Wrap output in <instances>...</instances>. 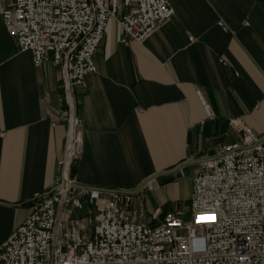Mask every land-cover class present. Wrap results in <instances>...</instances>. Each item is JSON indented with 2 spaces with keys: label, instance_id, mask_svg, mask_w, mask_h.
Returning <instances> with one entry per match:
<instances>
[{
  "label": "crops",
  "instance_id": "obj_1",
  "mask_svg": "<svg viewBox=\"0 0 264 264\" xmlns=\"http://www.w3.org/2000/svg\"><path fill=\"white\" fill-rule=\"evenodd\" d=\"M169 2L173 17L142 43H122L117 21L108 22L97 71L73 96L84 123L77 183L131 191L185 160L214 158L240 139L232 120L264 137V0ZM33 55L0 14V243L34 198L54 189L70 129L50 118L69 108L60 68L36 67ZM200 167L160 176L135 195L157 214L170 202L152 225L183 210L179 180L192 169L191 196Z\"/></svg>",
  "mask_w": 264,
  "mask_h": 264
},
{
  "label": "built area",
  "instance_id": "obj_2",
  "mask_svg": "<svg viewBox=\"0 0 264 264\" xmlns=\"http://www.w3.org/2000/svg\"><path fill=\"white\" fill-rule=\"evenodd\" d=\"M0 14L36 67L60 68L69 108L50 118L70 128L54 189L0 243V264H264V140L241 121H231L240 139L194 175L188 220L178 211L148 224L135 195L74 187L84 123L73 96L97 71L108 22L117 21L122 43H142L173 17L169 0H0Z\"/></svg>",
  "mask_w": 264,
  "mask_h": 264
},
{
  "label": "water",
  "instance_id": "obj_3",
  "mask_svg": "<svg viewBox=\"0 0 264 264\" xmlns=\"http://www.w3.org/2000/svg\"><path fill=\"white\" fill-rule=\"evenodd\" d=\"M262 140H264V137L262 138ZM206 160H208V159H188V160H185V161L181 162L180 164H178L177 166H175L171 169L163 170V171H160V172H157V173L151 175L146 180H144L135 190H131V191L112 189V188L85 186V185L79 184L77 182H76V184H74V187L77 189H80V190H89L90 189V190H98V191L106 192V193H118L119 192V193L127 194V195H137L141 190H143V188L148 183H150L154 179H156L160 176H164V175L176 174L177 172L181 171L183 168H185L187 166L200 164Z\"/></svg>",
  "mask_w": 264,
  "mask_h": 264
},
{
  "label": "rangeland",
  "instance_id": "obj_4",
  "mask_svg": "<svg viewBox=\"0 0 264 264\" xmlns=\"http://www.w3.org/2000/svg\"><path fill=\"white\" fill-rule=\"evenodd\" d=\"M75 165V163H74ZM73 165V167H74ZM73 172V169H72ZM74 173V172H73ZM72 173V174H73ZM191 173H192V169L188 168L187 171H185V175L187 176V178L182 177L180 181L181 184V188H182V195H181V199L178 202V206L179 208L182 207L183 210L182 212H184V210L186 211V215H185V219L188 220L191 217V211H190V187H191ZM177 202H175L177 204ZM143 205L145 206L144 202ZM170 202H168L166 205L163 206L162 211L160 212V214H157V210L151 211L148 210L147 207V211H146V218L145 222H147L148 224H152L151 220H155L157 218H159V216H162V214L165 212V210H169L170 209ZM146 209V207H145ZM86 210H90V206L86 205ZM178 212V211H176ZM169 213H173V212H169ZM154 215L156 216V218H154Z\"/></svg>",
  "mask_w": 264,
  "mask_h": 264
}]
</instances>
